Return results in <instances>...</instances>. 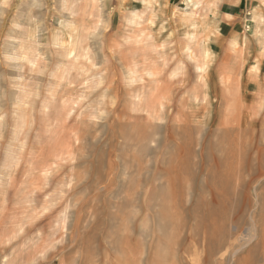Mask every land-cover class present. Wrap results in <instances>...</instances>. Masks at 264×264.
<instances>
[{"label":"rangeland","instance_id":"rangeland-1","mask_svg":"<svg viewBox=\"0 0 264 264\" xmlns=\"http://www.w3.org/2000/svg\"><path fill=\"white\" fill-rule=\"evenodd\" d=\"M0 264H264V0H0Z\"/></svg>","mask_w":264,"mask_h":264},{"label":"bare ground","instance_id":"bare-ground-1","mask_svg":"<svg viewBox=\"0 0 264 264\" xmlns=\"http://www.w3.org/2000/svg\"><path fill=\"white\" fill-rule=\"evenodd\" d=\"M228 131L226 133H223V141L220 143L221 144V151H220V157L221 159H230L231 161H235L236 159L234 158V156L229 152V146L232 142V140H230L229 142V139H228ZM251 230V229H250ZM252 231V230H251ZM252 233V232H251ZM248 235V233H247ZM250 240V239H248ZM243 241V240H242ZM223 244V243H222ZM220 247V246H219ZM222 247V246H221ZM249 254L253 255V252H249ZM248 254V255H249Z\"/></svg>","mask_w":264,"mask_h":264},{"label":"crops","instance_id":"crops-1","mask_svg":"<svg viewBox=\"0 0 264 264\" xmlns=\"http://www.w3.org/2000/svg\"><path fill=\"white\" fill-rule=\"evenodd\" d=\"M235 16H236V14L234 12H223L222 13V19H223L224 22H225L226 19L228 20V17L232 18V17H235Z\"/></svg>","mask_w":264,"mask_h":264}]
</instances>
